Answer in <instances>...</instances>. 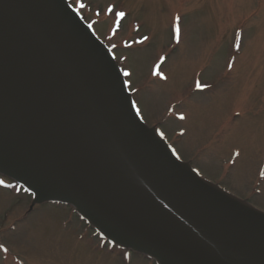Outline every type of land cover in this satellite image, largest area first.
<instances>
[{"label": "water", "instance_id": "water-1", "mask_svg": "<svg viewBox=\"0 0 264 264\" xmlns=\"http://www.w3.org/2000/svg\"><path fill=\"white\" fill-rule=\"evenodd\" d=\"M116 169L224 260L264 264V215L173 157L138 118L113 58L67 2L0 0V172L41 200L70 203L108 239L159 264H217L149 225L120 196Z\"/></svg>", "mask_w": 264, "mask_h": 264}, {"label": "rangeland", "instance_id": "rangeland-1", "mask_svg": "<svg viewBox=\"0 0 264 264\" xmlns=\"http://www.w3.org/2000/svg\"><path fill=\"white\" fill-rule=\"evenodd\" d=\"M67 1L113 53L166 149L264 210V0ZM10 181L0 177V264H157Z\"/></svg>", "mask_w": 264, "mask_h": 264}, {"label": "bare ground", "instance_id": "bare-ground-1", "mask_svg": "<svg viewBox=\"0 0 264 264\" xmlns=\"http://www.w3.org/2000/svg\"><path fill=\"white\" fill-rule=\"evenodd\" d=\"M116 170L113 174L117 177L116 184L120 189V196L127 200L131 208L135 207L144 218L148 219L149 225L161 230L168 239L174 241L176 238L187 251L192 250L204 255L208 261L217 264H234L227 259L224 260L223 256L207 244L202 237L180 222L141 182L132 177L123 176L120 174L121 169Z\"/></svg>", "mask_w": 264, "mask_h": 264}, {"label": "snow or ice", "instance_id": "snow-or-ice-1", "mask_svg": "<svg viewBox=\"0 0 264 264\" xmlns=\"http://www.w3.org/2000/svg\"><path fill=\"white\" fill-rule=\"evenodd\" d=\"M119 15H123V13H120ZM183 118V117H182Z\"/></svg>", "mask_w": 264, "mask_h": 264}]
</instances>
